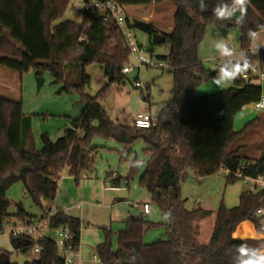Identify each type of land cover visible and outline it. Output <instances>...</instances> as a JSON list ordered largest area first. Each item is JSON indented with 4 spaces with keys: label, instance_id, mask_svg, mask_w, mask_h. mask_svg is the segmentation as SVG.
Segmentation results:
<instances>
[{
    "label": "trees",
    "instance_id": "1",
    "mask_svg": "<svg viewBox=\"0 0 264 264\" xmlns=\"http://www.w3.org/2000/svg\"><path fill=\"white\" fill-rule=\"evenodd\" d=\"M114 1L124 6H147L167 0ZM170 1L175 6L173 27L169 33L162 34L164 43L170 45V52L157 59L170 66L173 95L158 113L157 126L141 129L111 121L99 101L112 83L123 82L122 68L130 62L123 33L115 23L105 21L97 9H84L81 23L65 20L55 24L62 18L69 0H0V235L12 217L28 223L39 218L28 213L22 204L16 205L14 213L9 212L8 191L15 184H23L25 193L43 215L48 210L46 203L52 202L57 195L64 170L73 176L76 185L82 175L93 171L98 151V147L91 144L94 134L117 140L125 150H129L139 137L145 139L148 159L140 184L148 190L152 202L162 213H171L170 220L161 223L168 238L151 244L145 243L144 235L156 224L142 215L126 221V227L118 232L116 249L112 232L104 228L105 239L96 248L102 264H133L130 260L133 255L138 257L135 264H231L230 253L242 242L233 238L241 222L249 220L264 233L262 218L254 215L257 209L264 207V188L243 191L239 204L232 208L224 204L216 211L186 207L181 183L190 170L199 177L228 170L230 173L225 174L228 183L264 177V137L260 156L250 157L243 153L246 148L243 143L256 120L240 131H235L233 126L235 116L243 107L261 98L262 89L251 83L252 77H241L228 89L198 96L197 87L209 77L198 56L206 25L227 27L229 22L235 23V17L232 21L215 19L212 9L221 0H205L208 5L205 12H200L197 0ZM126 26L133 28L128 18ZM235 26L241 29V48L251 61L254 55L247 33L249 29L264 30V0H250L245 23ZM147 33L152 39L153 34L159 32L149 24ZM94 62L102 65L107 78L114 73L112 81L96 96L83 93L82 115L73 118L71 127H67L56 141L43 134L41 150H26L23 137L28 135L30 119L23 112V78L27 71L35 69L41 76L44 70H49L54 82L58 83L65 80L64 64L75 63L83 70L82 80L74 85L65 81L61 91L83 92L91 82L84 69ZM144 99L149 101V96ZM135 161L131 160L132 173L136 170ZM120 180L115 178L114 183L119 184ZM213 214L210 240L199 244V223ZM49 225L51 229L67 226L74 247H80L79 219L58 212L50 218ZM11 242L16 251L23 254L36 245L40 247V257L26 264H64V257L50 237L34 241L11 236ZM243 242L257 246L263 241L247 239ZM3 253L0 250V257Z\"/></svg>",
    "mask_w": 264,
    "mask_h": 264
},
{
    "label": "rangeland",
    "instance_id": "2",
    "mask_svg": "<svg viewBox=\"0 0 264 264\" xmlns=\"http://www.w3.org/2000/svg\"><path fill=\"white\" fill-rule=\"evenodd\" d=\"M174 11L175 6L170 0H167L161 4L147 6L130 5L125 9V17L132 23L136 20H141L152 24L157 32L163 34L170 32L173 27ZM83 12V0H69L62 18L57 20L55 24L62 23L65 20H70L77 24L81 23ZM130 32L135 41L140 45L142 44L154 60L158 56L169 54L170 45L168 43L152 45L153 38L151 39L147 32L134 27L130 29ZM240 34L241 29L239 26L226 27L211 23L206 25L204 37L198 47V56L205 69L209 72V77L197 87L198 96L215 94L234 85L233 82L230 85L219 87L214 83L213 78L217 75L219 59H213V57H218L213 45L217 39L223 38L239 53L242 50ZM151 49L152 51H150ZM254 51L255 49L252 48L251 52L254 56L251 62L253 68L248 72L252 77V82L262 84L260 73L264 71V63L261 59V49H259L257 54H254ZM130 64H135L133 56L130 57ZM255 67L258 68V72L254 73L253 69ZM214 71L216 73L212 74ZM64 72V82L60 81L58 83L54 82L49 70H44L42 75L38 76L35 69H31L24 75L23 112L30 119V128L28 135L23 137V146L28 151L37 152L41 150L43 146L41 137L43 134H48L52 141H56L58 137L62 136L64 130L67 127H71L72 119L80 117L83 113L85 106L83 93L89 96H96L108 84V78L102 65L94 62L87 65L84 69L85 75L91 77V82L83 92L77 90H72L71 92L61 91L65 81L72 85L80 84L83 74L81 67L75 63H65ZM38 78L43 79L39 88ZM136 81L140 82L141 87L135 86ZM172 95V73L168 69L160 67L143 66L139 70L136 69L126 74L123 82L112 83L107 94L101 97L99 101L111 121L119 125L132 127L139 112H150L152 116L157 117L164 103L172 99ZM146 96H149V101H145L144 97ZM254 113L255 115L259 114V112ZM90 139L91 144L94 147H98V151L93 171L86 173L88 177L98 186L104 183L105 186L111 185V174H117L121 178L118 187L112 188L115 190L114 192L107 191L104 195H99L98 198L93 199L91 207H94L95 220L90 223L91 227H97L98 224H107V227L103 225L99 228L103 236L105 235L104 228L112 232L113 248L116 249L118 232L126 227V221L132 215H142L139 206L142 207L147 202L150 205L151 213L142 216L147 221L155 223L156 226L151 227L145 233V243L151 244L158 240L167 239L165 227L161 224L166 222L163 219L165 214L152 202L150 193L140 184V176L145 170V165L136 166L134 173L131 171V160L146 161L148 159V155L145 152L147 147L145 139L139 137L129 150H125L124 145L117 140L113 138L106 139L99 134H94ZM65 171L62 172L58 185L66 177ZM127 177H130L129 180ZM83 178L84 176L82 175L80 182ZM252 184L248 179H240L234 183H228L223 170L206 177H199L194 171L190 170L188 177L181 183V193L182 197L187 200L186 207L188 209L204 208L216 211L221 204L228 208L237 206L240 194L249 190ZM73 185H76L75 180ZM98 190L101 191L99 188ZM91 193L93 195V190ZM8 198L11 200L9 208L11 213L16 211L17 204H22L26 211L32 215H40L41 213L39 207L27 196L21 183L15 184L8 191ZM261 223L264 226V218H262ZM108 224H112L113 229ZM242 225L247 227V231L244 233L246 235L251 231L252 233L264 235L249 220L244 221L235 233L241 231ZM213 227V217H208L199 223V244L209 242ZM11 228L9 223L5 224L4 232L0 235V247H13L10 235ZM44 234L52 239L56 238L53 231L48 230ZM245 238L249 237L246 236ZM14 255H16V252L10 254V256Z\"/></svg>",
    "mask_w": 264,
    "mask_h": 264
},
{
    "label": "crops",
    "instance_id": "3",
    "mask_svg": "<svg viewBox=\"0 0 264 264\" xmlns=\"http://www.w3.org/2000/svg\"><path fill=\"white\" fill-rule=\"evenodd\" d=\"M128 6H125L127 8ZM169 33V32H167ZM258 38L256 43L260 44L261 47L259 49H264V30L257 32ZM252 48H254L251 44L250 51H252ZM252 53V52H251ZM253 54V53H252ZM261 54V52H260ZM261 80V79H260ZM262 81V80H261ZM251 83L256 84L254 82ZM259 85L262 89V94L264 95V81H262V84H256ZM251 105L243 107V109L235 116L234 119V129L235 131H240L242 130L248 123L258 119V121L254 123V125L249 128L251 129L248 132V138L245 141L246 143H243L246 145V148L243 149V153L247 156L250 157H258L260 156L262 150H261V142L264 137V115L263 117H260V114L264 111H256L254 110ZM254 112H259L258 115H255ZM67 175L66 177L62 180L61 184L58 185L57 189V195L55 199L52 202L47 203V207L49 210H51L53 213H58V212H65L67 210H71L70 215L71 217H75L79 219L82 223H85V227L83 226L81 228V242H80V247L79 251L80 252V259L79 262L81 264H102L99 260L96 248L99 244H101L104 239L105 235L103 236V233L101 232V229L99 228L100 226H103L104 224H98L97 227H91L90 223H92L95 220V211L94 207H91L93 199L98 198L99 195H104V193L108 192H114L115 190L112 188L118 187L120 184L121 180L119 181V184H115L114 180L115 178H120L119 175L117 174H111L112 178L110 180L111 185H106L105 183L100 186H98L94 181L91 180V178L88 177L87 174H84L83 180H81L79 185H73L74 183V178L73 176L69 175L68 170L65 171ZM108 181V180H105ZM65 184V186H64ZM75 186V187H74ZM111 187V188H110ZM98 188L101 190L99 191ZM93 190V195H91ZM112 194V193H111ZM113 197V195H112ZM144 204H148L145 202ZM80 205V208L76 209L75 206ZM139 210L142 215H149L151 213V208L150 212L148 214H144L142 211V207L139 206ZM36 215V216H41ZM133 216V215H132ZM137 217V216H136ZM214 218L215 220V214L210 216V218ZM131 218V217H130ZM129 218V219H130ZM15 218L12 217L10 220H14ZM113 220V219H112ZM128 220V219H127ZM246 222V221H245ZM244 223L241 222L236 230L239 229L241 224ZM87 224V225H86ZM107 227V224L104 225ZM110 228L113 229L112 224H108ZM241 231L237 233H233V238L236 240H241L239 238H244L243 240L247 239H256V237H262L264 235L256 234L249 232V234H244L247 231V227L243 226L241 227ZM123 230V229H121ZM120 230V231H121ZM235 230V231H236ZM249 238H245L246 236ZM258 240V239H257ZM261 240V239H259ZM264 242V240H262ZM13 245V244H12ZM14 247H0V250H2L4 253L3 255H7L8 253V260L11 263H17V264H26L28 262H32L34 260L32 252H28L26 254L19 253L16 251V249L13 251ZM13 252H16V255L10 256V254ZM2 255V256H3Z\"/></svg>",
    "mask_w": 264,
    "mask_h": 264
},
{
    "label": "built area",
    "instance_id": "4",
    "mask_svg": "<svg viewBox=\"0 0 264 264\" xmlns=\"http://www.w3.org/2000/svg\"><path fill=\"white\" fill-rule=\"evenodd\" d=\"M84 9H97L103 15L105 21L115 23L122 31L124 37V43L130 52V57L135 58V64H130V62L122 68L123 74H129L136 69L139 70L143 66L149 67H160L163 69H169L170 66L167 62L161 61L159 59L154 60L152 56L148 54V51L137 41H135L132 36L130 29L126 26V17H125V6L116 3L114 0H83ZM245 52V51H244ZM246 53V52H245ZM247 54V53H246ZM253 72H258V68L255 67ZM251 77L250 74L245 73L242 76L243 79H248ZM260 79L264 81V71L260 73ZM136 87H141L140 82H135ZM264 98L262 94L261 98L252 103L251 106L256 111H264V109H258L257 105L261 102V99ZM134 125L141 129H150L157 126V117L152 116L150 112H142L137 114ZM225 174L230 173L228 170L224 171ZM237 175V174H236ZM250 180L253 184L251 185L252 191H258L264 188V177L258 178H245ZM76 209L80 208V205L75 206ZM264 208V207H262ZM142 211L144 214L150 212V205L143 204ZM71 210L65 211V213L70 214ZM51 210H46L42 216L34 219L32 222H25L20 219L10 220L8 223L11 225L10 235L14 237H24L34 241L46 238L47 236L44 232L50 230L55 233L56 238L53 239L59 249V252L64 257V264H81L79 262L80 252L79 248H75L72 241V234L67 226H61L56 229H51L49 225L50 218L54 215ZM259 218H264L261 216ZM81 222V228L83 227ZM34 259L40 257L41 251L40 247L36 245L31 249Z\"/></svg>",
    "mask_w": 264,
    "mask_h": 264
},
{
    "label": "clouds",
    "instance_id": "5",
    "mask_svg": "<svg viewBox=\"0 0 264 264\" xmlns=\"http://www.w3.org/2000/svg\"><path fill=\"white\" fill-rule=\"evenodd\" d=\"M197 2L200 12L208 10V5L205 3V0H197ZM249 3L250 0H230V2L221 0L212 9L213 16L218 21H232L233 17H235V24L242 26L246 20ZM247 35L255 49L254 54H257L261 47L260 44L256 43L258 38L257 32L249 29ZM213 46L218 54V57H213V59H219L217 75L213 78L217 86L224 87L230 85L253 68V64L248 55L243 50L237 53L236 49L230 46L225 39H217ZM257 108L264 109V98L261 99ZM145 164L146 161L144 160L135 161V166L137 167L144 166ZM254 215L257 217L264 216V208L257 209ZM170 218L171 213H165L163 219L169 221ZM239 239L242 242L230 253L231 264H264V242L259 243L257 246H252L243 242V238ZM256 239L264 240V236L256 237ZM137 258L136 255H133L130 257V260L135 264Z\"/></svg>",
    "mask_w": 264,
    "mask_h": 264
},
{
    "label": "water",
    "instance_id": "6",
    "mask_svg": "<svg viewBox=\"0 0 264 264\" xmlns=\"http://www.w3.org/2000/svg\"><path fill=\"white\" fill-rule=\"evenodd\" d=\"M230 26H235V23L233 22H229L228 23V27ZM133 27L134 28H137L143 32H148V29H149V23L145 22V21H141V20H136L133 22ZM153 42H155V44H163L164 41H165V37L161 34V33H154L153 36ZM261 59H262V62L264 63V49H262L261 51ZM216 73V71H214L212 74ZM113 72H111L110 76L108 77V83H110L113 79ZM38 88L41 86L42 82H43V79L42 78H38ZM264 115V112H262L260 114V117H263ZM132 219H137L136 215H133L131 216ZM9 263V260H8V257L7 255H3L0 257V264H8Z\"/></svg>",
    "mask_w": 264,
    "mask_h": 264
}]
</instances>
